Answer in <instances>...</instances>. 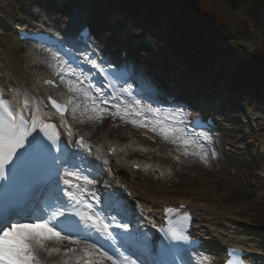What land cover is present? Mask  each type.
Segmentation results:
<instances>
[{
	"label": "bare ground",
	"instance_id": "6f19581e",
	"mask_svg": "<svg viewBox=\"0 0 264 264\" xmlns=\"http://www.w3.org/2000/svg\"><path fill=\"white\" fill-rule=\"evenodd\" d=\"M49 5H52L51 7L55 8V10H47ZM87 5L88 8H98V4L87 3ZM39 9L41 12H38ZM67 9L65 5H58L54 0H48L45 4L35 0H0V90L18 111L25 101L33 109L37 104H41L42 114L47 113V115H44V119L47 122L56 123L59 127L60 116L55 114V109L52 108L48 97L51 96L58 102L66 95L61 90L49 88L44 85V82L50 75L54 76L58 72L60 65L67 64L64 60L58 58V54L53 50L39 51L36 43L21 42L20 36L22 32L32 34L38 30H43L44 26H47L50 34L74 48L79 55L85 56L90 53L95 55V47L98 44L94 45L91 39L85 43H75L77 41L75 36L76 28L71 24L70 26L66 24V18L70 15ZM63 13L65 15L62 18H58V15ZM59 28L63 30L59 31ZM159 33H162V31L159 30ZM96 39L99 42L101 41V45L102 43L105 44L108 50L113 52L121 44L127 45L126 41L121 40L116 34L111 36L99 34ZM134 42L130 43L129 48L132 58L137 53ZM168 62L167 58H165L162 63L155 65L158 71L153 66H149L142 75L146 80H144L145 86L150 87V84H153L157 88L162 87L159 90L160 94L156 95V99L159 101L163 99L159 98V96L162 97L167 92L176 93L179 87L184 88L182 86L184 84L176 82L173 74L170 73L169 67L174 68L175 65H170ZM132 63L133 66L138 65L136 62ZM166 78L168 82H176L173 89H164L166 88ZM91 85H93V81ZM189 85L190 88L187 90L189 94L179 91L178 95L180 98L195 94L198 90L202 91L200 88L196 89L197 87H193L192 84ZM10 89L14 90L12 94H9ZM207 91L209 92V90ZM222 93H224L223 99L225 103L231 100V98L226 97L225 90H220L218 96L215 95L214 98H220V96H223ZM91 94L94 95V92ZM233 95V98L239 99V101L244 103L240 109L242 110L245 106L249 111L248 114H245L247 124L256 125L251 130L250 128H244V130L248 131L249 129V135L258 131L264 132V117L259 118L258 116L255 118L254 115L259 110H261L259 112L264 113V109L253 106L246 101L247 98L245 97H240L237 94ZM162 102L171 108L166 112V116L173 117L174 126L182 128L180 116L184 115L185 111L178 109L176 104L172 105L168 101H164V99ZM121 107L123 108V106ZM212 107L217 111L219 110L218 107ZM113 109L114 111H106L102 115H92L94 117L92 119H89V116L84 118L86 121L84 125L89 128L88 136L92 139L96 131L95 128L99 125L101 119L110 117L109 120H106L104 129L96 135L99 151L97 152L96 150L93 153L92 150L88 152L85 149H78V153L83 154L82 157L97 170L94 177L90 178L96 181V197L102 196L106 198L114 207H121L122 210L120 211L123 213L126 211L134 213L135 216L132 217L138 218L137 226L140 228L139 231L147 233L153 247L156 246L153 232L155 227L153 225L156 227L162 225L167 215L172 214L166 213V209H177L180 208V205H183L180 213L187 212L192 214L194 217V236L205 244V246L190 256L189 262L191 264H223L229 247H240L245 250L249 264H264V246L255 245V239L249 236L255 233L259 227H262L264 232V226L256 224L254 220L257 218L253 217L252 214V217H247L248 212L253 210L252 208H258L262 198L257 199L255 197L256 192L247 186L246 179L242 180L240 177L231 178L229 176V167L236 162H232V164L229 160L221 158H232L233 155L218 151L215 144H213V138L221 139L227 137L226 133L205 134L211 140H208L209 145H204L202 143L206 139L204 137L197 138V132L192 134L190 129L187 128L188 132H185L188 137L203 146L202 148H197L196 145H190V152L200 151L201 154L207 153L205 162L198 155H184L181 144H174L170 139L165 140L158 132L152 131V120L148 122V127L134 124L130 127L128 124L131 123L132 119L127 117L122 119L120 115L113 116L111 112L116 111L115 108ZM25 114H27V111ZM220 115H223V112H220ZM67 117L65 119L70 125L71 121ZM202 119L206 120V118ZM217 120L218 123H221V120ZM116 123L127 126L126 134L115 137ZM77 126L78 124L75 127L71 126L74 134L78 131ZM60 128L62 132H65L63 127ZM129 133L130 135H128ZM73 138V142L78 139L76 136ZM236 138L246 141L248 137L237 136ZM84 141L88 145L87 140L84 139ZM231 141H229L230 144ZM248 143L249 147L239 148L245 150L252 146H255V148L261 146V156H264V136L256 135L252 141L248 140ZM157 144L164 148V154H158ZM231 145L235 147L234 142ZM180 146L182 147L180 150L181 155H184L185 158L181 160V168L178 169L174 165L180 161V157L173 149L177 151ZM97 153V157L94 158ZM237 155L235 153L234 157L238 158ZM215 160H218L221 164L219 169L214 167ZM254 161L252 163L253 169L261 167L260 159ZM137 167L139 168L138 170ZM178 174L180 179L175 180L174 176ZM210 178H215V184H211ZM232 181L236 183V188L245 191L243 194L248 204L233 205L230 199L236 201L239 195L235 196V193L231 192L235 185ZM256 181L258 185L264 186V180L257 179ZM229 184L232 185L230 186ZM169 185L173 188L161 189L163 187L168 188ZM180 187L184 188L180 189ZM218 187L227 188L229 192L227 194L213 193L212 190ZM102 188H104V191H102ZM123 190L127 191V195L122 193ZM86 198L97 208L103 207L100 204L96 205L91 197ZM132 202L135 207L132 206ZM252 204L257 205L253 207ZM113 214L112 212L111 215ZM132 230L133 232L136 231L135 229ZM115 231L119 232L120 230ZM97 241H99L98 246L103 245L105 251H109L110 255L113 254L109 243L94 234L90 242L97 243ZM48 244L49 246H59L62 250L76 247L69 241L60 242L58 245L56 242L49 241ZM207 253L214 256L206 259L205 255ZM62 254H54L52 257H46V254H43L42 259H45V264H53V261L61 260ZM70 264H75V262L70 261ZM101 264H111V262L103 260Z\"/></svg>",
	"mask_w": 264,
	"mask_h": 264
},
{
	"label": "snow or ice",
	"instance_id": "6c2138e0",
	"mask_svg": "<svg viewBox=\"0 0 264 264\" xmlns=\"http://www.w3.org/2000/svg\"><path fill=\"white\" fill-rule=\"evenodd\" d=\"M88 62L105 75V69L96 60ZM112 75H105V79L108 80V87L113 89V98L122 99L124 94L133 97L127 87L120 89L119 97L115 95L116 85ZM46 83L52 84L53 81ZM67 83L70 92H80L85 98L81 104L74 97H69L68 104L74 105L71 109L74 119L81 107L84 113L89 109L99 115L108 111L101 107L108 104L102 88L96 87L97 95L93 96L87 89L78 87L83 83L78 78ZM48 100L56 110L55 114L60 116V127L65 129L68 138L66 142L62 141L57 125L44 119L47 113L42 114L41 104L33 109L25 101L18 111L0 100V264H45L43 254L52 257L61 253V260L53 261V264H70V261L75 264H101L103 260L111 264H177L178 253L185 251L180 245L189 244L187 229L192 219L187 212L180 213L183 205L165 210L166 213L176 214L177 218L173 220L169 216L166 226L156 228L161 235L155 247L147 233H140L139 229L133 232L130 221L122 222L125 215L113 204L106 203L98 210L86 198L91 197L96 205L101 203L96 197V181L83 173L81 165L75 160L77 154L71 151V148H80L91 152V147L83 137L73 142L74 133L64 118L68 104L62 105L51 96ZM133 101L123 108L121 104H114L116 111L111 114L124 119L130 115L151 113L155 117L151 121L152 131L158 132L165 140L183 145L184 155H198L206 162L207 153L189 150L190 145L197 148L203 146L189 138L183 128L175 127L173 117L162 115L160 108L150 104L140 107L141 100L134 97ZM88 118L94 117L89 115ZM130 122L141 127L149 126L145 120L132 119ZM204 139L211 140L207 135ZM21 195L31 200L26 206L27 214L20 207ZM112 212L116 215H111ZM94 234L109 243L113 254L105 251L103 245L98 246L99 241L90 242ZM49 241L57 245L69 241L76 247L62 250L59 246H49ZM179 258L183 260L182 256Z\"/></svg>",
	"mask_w": 264,
	"mask_h": 264
},
{
	"label": "rangeland",
	"instance_id": "374dc122",
	"mask_svg": "<svg viewBox=\"0 0 264 264\" xmlns=\"http://www.w3.org/2000/svg\"><path fill=\"white\" fill-rule=\"evenodd\" d=\"M84 1L89 2L93 0ZM107 1L109 4L108 8L110 10L115 13H121L124 18H128L132 21L131 23H134L136 33L143 35L147 34V38L142 41L144 44H148L150 46V49L147 50L149 54L144 62L145 67H151L162 63L165 58H167L170 64L175 65L174 68L169 67V70L172 74H174L173 78L176 80L182 83H185L186 81H193V84H197L199 86L202 85L201 83L205 82V87L202 86V88L205 89L209 86L212 87L213 84H216L217 81H219V86L223 85L226 88L228 95L233 93L245 95L246 97H249L250 102L254 105L260 104L259 107L264 109V76L257 75L256 72L251 71L248 67V65L250 66V63L253 65L254 63H258V67L264 72V0L235 1V4L239 7V9L249 11L253 15L256 24L260 28L259 33L254 32V29H257L256 26L253 27V30H248V27L246 26L241 28L239 23H237V20L239 19L236 17L231 18V22H225L222 14H224L226 8H228V6H226V2L222 3L220 7L216 3H214V5L211 0ZM94 12H96L94 14H99L101 12V8ZM236 15L240 17L239 14ZM155 22H157V26L155 25ZM155 29L162 31V37L164 38L159 37V40L157 38V41H154L153 36L148 35L149 31ZM98 30L102 31L104 34H108L105 29L100 30L99 26ZM149 40L153 42H148ZM250 42L252 43V47L247 48L246 45ZM219 44L223 45L225 50L218 49L216 51L214 47ZM260 48L263 49V51L261 49L262 52H260ZM141 50L145 49L143 48ZM136 55L140 56L141 53H137ZM252 70H254V68H252ZM189 76L195 79L192 80L193 78H189ZM67 82L68 81H64L62 84L66 86ZM169 84L174 83L169 82ZM169 84H167V87ZM215 88H211L210 91L214 93ZM185 89H187V87H184L182 90ZM71 93L73 92L67 94ZM80 95H82V93ZM83 100H85V98H83ZM246 101L249 102L248 100ZM240 103V101L238 102L237 100H234V103L226 104L227 107H232L235 110L233 115L226 113V117L230 116L234 120H230L231 122L229 121L230 126H226L225 122L221 126V129L215 132L226 133L227 137H223L221 139L213 138V144H215L218 151H223L233 155L232 158H221L229 160L231 163L236 162L234 164L232 163L233 165L229 167V176L231 178L240 177L242 180L246 179L247 186L251 190H255V197L257 199L262 198L258 208H252L253 210L248 212L247 217H252V214L253 217L257 218L254 222L264 226V186L258 185L256 181L257 179L264 180V178L259 176H264V172L261 171L264 167V156H261L259 149H257L259 146L257 148H254V146L251 147V149L249 148L250 152L247 151L245 154H243V151L239 148L245 146L248 147V140L252 141L253 137L256 135L264 136V132L258 131L249 135V129L248 131L244 130V128H250L251 130L255 128L256 125L250 124L248 127H245L246 119L244 120V113L247 112V110L245 109L246 107H244L242 113H240L237 110ZM101 107L106 108L108 111L113 110L110 105H101ZM184 110L186 114L181 118V122L187 121L190 115L188 110L183 109V111ZM259 111L255 115V118L258 116L259 118L262 116L264 117V113ZM248 113L249 112H247V114ZM96 114L97 113H91V109H89L87 113H84L83 109H81V111L76 112L74 119L71 111L69 120L71 121L73 127L78 124V133H87L89 128L84 125L86 122L84 118L89 115ZM109 118L110 117L108 116L101 119L99 125L95 128L96 131L94 133V137L92 140H88L91 142V145L98 142L96 135L104 129L105 122L106 120H109ZM127 118L132 119L133 117L130 115ZM222 119L225 121L224 117H222ZM145 121L147 122L148 120ZM128 125L132 127L133 123ZM182 128L184 131L186 130L185 125L183 124ZM235 128H237V130H234ZM126 130V125H119L115 129V137L126 134ZM128 135H130V133ZM237 136H245L248 138L246 141H241L236 138ZM229 141H231V144L234 142L235 147H233ZM156 146L160 152H165L164 148L160 147L159 144ZM181 146L180 150L182 149ZM180 150L176 151L173 149V151L181 155ZM246 150L247 148L244 151ZM235 153L238 154V158L234 157ZM258 159H260L261 167L253 169L252 163L255 162L254 160ZM78 163L81 165V170L85 175H88L89 178L94 177L93 174L96 173L94 166L90 165L87 160L84 159L78 160ZM175 167L178 169L181 168L180 161L175 165ZM214 167L215 169H219L221 167L218 160H215ZM174 179L179 180V174L174 176ZM210 182L211 184H215V178H210ZM232 182L235 185L231 192L235 193V196L239 195V198L236 201L230 199L233 205L241 206L243 204H248L243 194L245 191L236 188V183L234 181ZM169 188L172 189L173 187L169 185L168 188L163 187L161 189ZM183 188L184 187H180V189ZM212 191L213 193L218 194H227L229 192L227 188L221 187L215 188ZM256 205L257 204H252L253 207ZM126 218L127 220L124 222L130 221V225L134 224L135 227L136 222L130 218V216H126ZM249 236H252L255 239V245L264 246V232L262 227L257 228L256 232L250 234ZM208 256L212 255L208 254L207 257Z\"/></svg>",
	"mask_w": 264,
	"mask_h": 264
},
{
	"label": "trees",
	"instance_id": "16d2710c",
	"mask_svg": "<svg viewBox=\"0 0 264 264\" xmlns=\"http://www.w3.org/2000/svg\"><path fill=\"white\" fill-rule=\"evenodd\" d=\"M224 1H226V2H228V3L230 4L231 9H236V8H238L237 5L235 4V1H236V0H224ZM222 15H223V19H224L225 22H227V21L229 20V18H231V16H230L227 12H225V13L222 14ZM247 15H248L252 20H254L252 14H251L250 12L247 13ZM241 24L243 25V27H245V26L248 27V23H247L246 20L241 21ZM248 28H249V27H248Z\"/></svg>",
	"mask_w": 264,
	"mask_h": 264
}]
</instances>
